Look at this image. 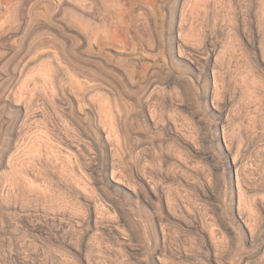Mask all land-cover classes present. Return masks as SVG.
Segmentation results:
<instances>
[{"label":"rangeland","instance_id":"rangeland-1","mask_svg":"<svg viewBox=\"0 0 264 264\" xmlns=\"http://www.w3.org/2000/svg\"><path fill=\"white\" fill-rule=\"evenodd\" d=\"M31 2L0 0V264H264V0Z\"/></svg>","mask_w":264,"mask_h":264},{"label":"bare ground","instance_id":"bare-ground-1","mask_svg":"<svg viewBox=\"0 0 264 264\" xmlns=\"http://www.w3.org/2000/svg\"><path fill=\"white\" fill-rule=\"evenodd\" d=\"M32 0H21V3L25 6L26 4H28L29 2H31ZM60 1V0H59ZM19 2V1H18ZM19 4H20V2H19ZM31 4H33V2H31L30 3V5ZM22 7V6H21ZM25 8V7H24ZM138 13H144L143 11H139ZM94 13H92V15H93ZM143 15H145V14H143ZM141 16V15H140ZM90 17H92V18H98V17H100V16H90ZM101 18V17H100ZM41 24V23H40ZM41 25H44L43 23L41 24ZM40 25V26H41ZM37 26V25H36ZM35 28V27H34ZM5 29V28H4ZM7 32H5V34H4V38L3 39H1L0 40V46H3V47H5V51H6V53H9V52H11L10 50H11V47L9 46L8 47V45H9V43H8V41L10 42L11 41V38H13V37H16L14 34H15V32H14V34L12 33V32H10L9 30H8V33L6 34ZM12 33V34H11ZM18 34V33H17ZM17 38V37H16ZM15 38V39H16ZM58 39V38H57ZM59 39H60V37H59ZM17 40V39H16ZM58 42V43H57ZM174 43H177L179 46H181V42L179 43V41L177 40V39H175V42ZM55 46H54V53H53V56H54V54H55V59H56V63H57V68L60 70V71H64V70H66V71H68V70H70V71H68L69 73L71 72V70L74 72V74H75V76L76 77H78L77 79H81L82 78V81H84V82H87L88 81V79H92L93 80V78H94V76L92 77V75L90 74V73H88V71H86L85 69L83 70V67H81V65L80 66H78L77 67V65H79V63L76 65V60H74L76 57L74 56V54H76V51L77 50H67V46H66V44H67V42L66 41H63V40H59V41H56L55 43ZM68 45V44H67ZM23 47V46H22ZM67 47V48H66ZM18 48V47H17ZM179 49H181V47L179 48ZM16 50V49H15ZM18 51H16V53H15V62H14V65L11 67V68H8V70L10 69V73H12V75L13 74H15V73H21V69L23 68V62H24V60H25V54H24V52H23V50L22 49H20V46H19V49H17ZM25 50V49H24ZM26 51V50H25ZM53 52V51H52ZM79 52V51H78ZM81 53V52H80ZM79 54V53H78ZM27 55V54H26ZM7 56V55H6ZM13 56V55H12ZM28 56V55H27ZM27 56H26V58H27ZM14 57V56H13ZM13 57H12V59H13ZM81 57V56H80ZM54 58V57H53ZM77 59V58H76ZM27 60V59H26ZM26 60H25V62H26ZM81 60V59H80ZM2 61V60H1ZM84 61H85V59H84ZM83 62V61H82ZM1 63V62H0ZM11 64V62L9 61V65ZM81 64V63H80ZM85 66V65H84ZM10 67V66H9ZM70 68V69H69ZM72 73V72H71ZM8 74V73H7ZM93 74V73H92ZM9 75V74H8ZM70 75H72V74H70ZM96 78V77H95ZM79 79V80H80ZM14 81V80H13ZM83 82V83H84ZM154 82V81H153ZM152 82V83H153ZM2 83V82H1ZM0 83V125H1V123H3L4 121V117L3 116H5L4 115V111H3V108H1V107H4V108H6V107H8V106H10L11 105V100H10V98L12 97V95H14V89H13V85H12V87L11 86H9L8 87V85H6V86H2V84ZM13 83V82H12ZM88 83V82H87ZM94 83V82H93ZM4 84V83H3ZM11 84V83H10ZM84 85V84H83ZM151 85V84H150ZM81 86V85H80ZM80 86H78V87H80ZM82 87V86H81ZM151 87V86H150ZM61 89V92H60V90H59V92L60 93H58L59 95L62 93V95L64 96L65 95V97H66V99H67V95H66V92L65 93H63L62 91H63V89L62 88H60ZM65 91V90H64ZM62 96V97H63ZM64 97V98H65ZM68 100H69V97H68ZM12 103H13V101H12ZM10 104V105H9ZM70 106H71V102H69L68 103ZM59 106V105H58ZM63 106V105H62ZM62 106H59V111H64L63 109L64 108H62ZM69 109V108H68ZM72 109V108H71ZM65 112H66V110H65ZM61 113V112H60ZM69 114V113H68ZM70 115H71V113H70ZM21 117V116H20ZM71 117V116H70ZM4 118V119H3ZM73 119V118H72ZM19 120V119H18ZM13 122H17V121H13ZM12 125L14 124V123H11ZM16 124V123H15ZM14 124V125H15ZM3 125V124H2ZM11 125V126H12ZM13 125V126H14ZM12 126V127H13ZM16 126V125H15ZM1 127V126H0ZM18 127V126H17ZM14 128V127H13ZM15 131H16V128H15ZM109 135H111L110 133H109ZM108 135V136H109ZM11 137V136H10Z\"/></svg>","mask_w":264,"mask_h":264}]
</instances>
